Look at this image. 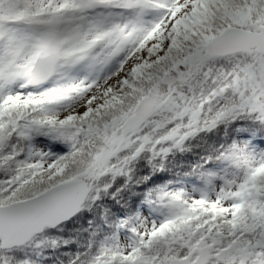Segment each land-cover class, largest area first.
<instances>
[{
	"label": "snow or ice",
	"instance_id": "6c2138e0",
	"mask_svg": "<svg viewBox=\"0 0 264 264\" xmlns=\"http://www.w3.org/2000/svg\"><path fill=\"white\" fill-rule=\"evenodd\" d=\"M0 264H264V0H0Z\"/></svg>",
	"mask_w": 264,
	"mask_h": 264
}]
</instances>
